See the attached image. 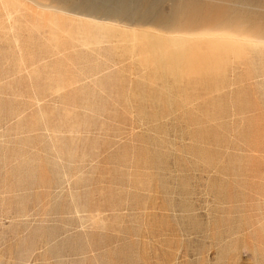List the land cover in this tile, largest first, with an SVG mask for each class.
I'll list each match as a JSON object with an SVG mask.
<instances>
[{
    "label": "rangeland",
    "instance_id": "rangeland-1",
    "mask_svg": "<svg viewBox=\"0 0 264 264\" xmlns=\"http://www.w3.org/2000/svg\"><path fill=\"white\" fill-rule=\"evenodd\" d=\"M61 1L0 0V264H264V0Z\"/></svg>",
    "mask_w": 264,
    "mask_h": 264
},
{
    "label": "bare ground",
    "instance_id": "bare-ground-1",
    "mask_svg": "<svg viewBox=\"0 0 264 264\" xmlns=\"http://www.w3.org/2000/svg\"><path fill=\"white\" fill-rule=\"evenodd\" d=\"M79 0L69 3V2H64V6L71 8L72 10H80L84 8L83 4H80V2H78ZM61 3H63V1L60 0ZM63 6V5H62ZM45 7V6H44ZM49 8V6H48Z\"/></svg>",
    "mask_w": 264,
    "mask_h": 264
}]
</instances>
